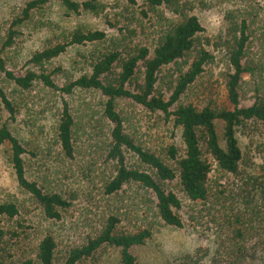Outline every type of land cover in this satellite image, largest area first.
Masks as SVG:
<instances>
[{"label":"rangeland","instance_id":"1","mask_svg":"<svg viewBox=\"0 0 264 264\" xmlns=\"http://www.w3.org/2000/svg\"><path fill=\"white\" fill-rule=\"evenodd\" d=\"M28 1L0 0V48L11 20L20 15ZM97 1L105 7L107 19L115 24L122 25V15L126 17L136 12L119 0ZM188 1L195 5L193 13L204 28L202 38L209 40V46L205 42V49L214 56V62L205 68L181 103H191L197 109L230 108L224 80L229 72L228 62L225 53L216 50L213 43L224 33L226 15L234 12L246 19L254 41L253 57L259 56L258 41L264 36V0ZM136 2L137 6L143 5V0ZM77 28L103 31L109 39L117 36L103 15L83 10L79 14H67L59 2L52 1L34 11L30 20L17 28L13 45L2 53L6 68L16 76L24 74L30 69L27 61L35 51L63 42ZM104 46L69 47L47 65L48 71H53L54 82L61 86L87 72L79 55H88ZM57 68L59 72H55ZM243 82L241 105L249 106L253 86L247 76ZM0 86L19 107L12 122L0 101V126L7 122L9 130L30 151L31 154L24 157L26 177L50 191L77 194L72 206L62 212L60 221L45 218L38 204L17 184L7 161L6 147L0 146V201L14 202L19 209V217L9 222L2 220L0 227L10 231L17 230V223L28 227V238L15 243L14 257L6 264H15L25 257L34 259L36 246L46 234L52 235L56 242L53 264H63L68 251L97 235L110 215L119 219L117 230L123 233L150 231L145 244L131 250L138 264H264V234H258L259 228L264 231V217L261 219L254 214L264 209V127L260 122L245 121L236 130L243 156L236 176L218 171L202 144L203 157L212 167L208 199L193 203L176 183L171 184L169 188L182 205L179 215L184 227L176 229L160 220L153 197L136 184L124 185L111 196L104 195V184L112 176L114 167L106 157L110 125L102 116L105 99L99 93L75 90L63 96L76 122L74 157L67 159L58 147L55 134L60 95L40 82L28 91H19L1 73ZM116 109L125 132L137 144L174 167V162L166 157V150L174 145L182 155L183 145L181 130L174 126L173 118L127 100L116 101ZM215 126L223 145L222 123L216 121ZM127 164L138 166L137 159L131 155L127 157ZM235 229L242 231L241 238ZM77 264L121 263L118 250L104 246Z\"/></svg>","mask_w":264,"mask_h":264},{"label":"trees","instance_id":"2","mask_svg":"<svg viewBox=\"0 0 264 264\" xmlns=\"http://www.w3.org/2000/svg\"><path fill=\"white\" fill-rule=\"evenodd\" d=\"M52 1L61 4L67 14H79L81 10L93 15H103L106 24L115 29L117 36L108 38L100 30L74 29L63 42L35 51L27 65L30 69L16 76L6 68L2 53L11 47L17 36V28L30 20L34 11L43 9ZM136 12L120 17L123 24L107 19L105 7L97 0H30L13 18L0 48V73L19 91H28L37 82L58 93L61 108L58 111L55 134L58 147L67 159L74 157L75 118L63 96L75 90L94 91L105 99L102 116L110 125L107 159L114 167L112 176L105 182L104 195L119 192L124 185L136 184L152 197L160 220L167 226L182 229L184 223L179 215L181 201L169 187L176 183L183 195L191 202L208 199V179L211 164L203 157L202 144L212 158L218 171L236 176L243 156L236 137V130L245 121H258L264 127V36L259 42V56L253 57V38L246 19L230 12L225 17L226 28L213 46L225 53L229 72L225 75V91L230 108L204 107L197 109L191 103H181L189 88L213 64L214 56L205 49L202 27L193 13L195 5L188 0H119ZM105 45L88 55H79L87 66V72L74 80L58 86L52 79L47 65L71 46ZM60 69H55L59 72ZM247 76L253 86L252 103L241 105L243 78ZM134 102L150 111H158L166 118L172 117L174 126L181 130L183 153L176 146L166 150V157L174 162L167 165L153 151L137 144L124 130L123 120L116 109V101ZM0 101L14 121L19 107L0 86ZM222 123L224 144H220L215 122ZM0 146L6 147L7 161L11 165L17 184L38 204L44 217L60 221L62 212L68 210L77 194L50 191L41 183L26 177L24 157L31 154L26 146L9 130L7 122L0 126ZM128 155L137 159L138 166L127 164ZM264 217V209L254 212ZM19 217L14 202L0 201L1 221ZM119 219L108 216L99 233L80 247L68 251L63 264H77L88 259L104 246L117 249L121 264H138L132 248L142 246L150 238L149 230L133 233L117 230ZM17 230L0 227V264L14 257L17 242L27 239L28 227L17 223ZM241 238L242 231L235 229ZM258 234H264L262 228ZM56 242L46 234L37 244L35 258L25 257L15 264H53Z\"/></svg>","mask_w":264,"mask_h":264}]
</instances>
